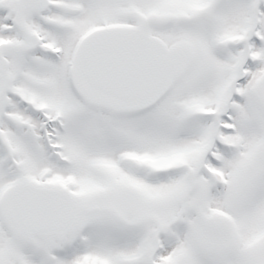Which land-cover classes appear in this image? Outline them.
Segmentation results:
<instances>
[{
  "label": "snow or ice",
  "instance_id": "snow-or-ice-1",
  "mask_svg": "<svg viewBox=\"0 0 264 264\" xmlns=\"http://www.w3.org/2000/svg\"><path fill=\"white\" fill-rule=\"evenodd\" d=\"M0 264H264V0H0Z\"/></svg>",
  "mask_w": 264,
  "mask_h": 264
}]
</instances>
